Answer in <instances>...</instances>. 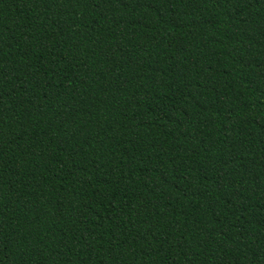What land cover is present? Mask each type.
<instances>
[{"label": "trees", "instance_id": "obj_1", "mask_svg": "<svg viewBox=\"0 0 264 264\" xmlns=\"http://www.w3.org/2000/svg\"><path fill=\"white\" fill-rule=\"evenodd\" d=\"M0 264H264V0H0Z\"/></svg>", "mask_w": 264, "mask_h": 264}]
</instances>
